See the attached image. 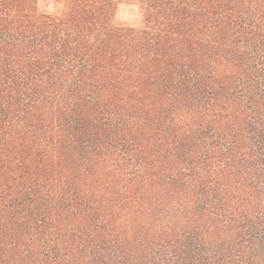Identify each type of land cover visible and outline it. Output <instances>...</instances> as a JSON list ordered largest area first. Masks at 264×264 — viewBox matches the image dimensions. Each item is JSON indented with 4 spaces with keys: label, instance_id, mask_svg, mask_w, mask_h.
<instances>
[{
    "label": "trees",
    "instance_id": "obj_1",
    "mask_svg": "<svg viewBox=\"0 0 264 264\" xmlns=\"http://www.w3.org/2000/svg\"><path fill=\"white\" fill-rule=\"evenodd\" d=\"M39 1L0 0V264H264V0Z\"/></svg>",
    "mask_w": 264,
    "mask_h": 264
},
{
    "label": "rangeland",
    "instance_id": "obj_2",
    "mask_svg": "<svg viewBox=\"0 0 264 264\" xmlns=\"http://www.w3.org/2000/svg\"><path fill=\"white\" fill-rule=\"evenodd\" d=\"M58 0H40L39 7L43 12L54 13L57 11ZM139 18V10L135 5H124L120 9L119 19L123 22H135Z\"/></svg>",
    "mask_w": 264,
    "mask_h": 264
}]
</instances>
